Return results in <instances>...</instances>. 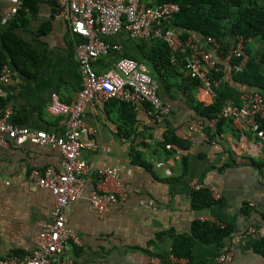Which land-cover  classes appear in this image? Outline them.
I'll use <instances>...</instances> for the list:
<instances>
[{
    "label": "crops",
    "instance_id": "obj_1",
    "mask_svg": "<svg viewBox=\"0 0 264 264\" xmlns=\"http://www.w3.org/2000/svg\"><path fill=\"white\" fill-rule=\"evenodd\" d=\"M25 1L22 6L24 0H0V55L10 69L7 81L0 80V111L9 107L10 122L16 126L62 135L64 117L50 114L47 107L51 92L69 102L81 87L78 44L82 39L70 32L67 20L55 16L57 0ZM17 2L21 4L10 16L8 11ZM16 15L14 33L28 47L23 60L29 68L24 71L16 68L4 48V32ZM190 37L212 52L230 80L235 37L223 39L229 41L226 55L199 33ZM106 38L121 48L102 55L93 63L94 70L110 68L120 56L145 63L171 112L157 122L145 103L97 99L86 106L84 120L93 132L83 139L81 157L95 167H119L116 179L103 186L111 185L117 200L97 215L88 200L97 177L89 174L82 196L65 208L67 226L82 243L66 246L55 260L61 264H264V254L254 248L255 242L264 246V140L228 118L212 138L200 123L201 127L190 129L195 121L191 95L203 105L212 103L213 95L191 82L182 64L153 71L146 57L153 39H133L125 31ZM246 46L254 54L264 49L258 39L248 40ZM233 85L242 93L249 91ZM167 123L187 149L172 151L162 145ZM205 126L215 129L212 120ZM61 161L58 150L30 141H8L0 148V258H20L35 248L50 221L54 197L35 185L29 174L34 168H59ZM200 188L213 201L196 207L192 193ZM197 222H212L231 231L220 243L209 241L202 230L194 233ZM182 236L192 239L191 257L173 256L172 262L173 243ZM220 254L231 258L218 261Z\"/></svg>",
    "mask_w": 264,
    "mask_h": 264
},
{
    "label": "built area",
    "instance_id": "obj_2",
    "mask_svg": "<svg viewBox=\"0 0 264 264\" xmlns=\"http://www.w3.org/2000/svg\"><path fill=\"white\" fill-rule=\"evenodd\" d=\"M20 4L17 2L11 7L8 14L14 15ZM178 11L179 5L172 1L154 4L147 0L56 1L55 16L67 20L70 32L82 39L78 44V68L82 83L69 102L62 101L55 91L50 93L47 109L52 115L64 117L65 131L62 135L16 126L10 122L9 107L0 111V148L8 141L15 144L30 141L56 149L62 155L59 168H34L29 174L35 185L50 190L54 197L50 221L40 233L35 248L20 258H0V264H61L55 258L66 246L81 245V239L67 226L65 208L82 196L89 174L97 177V185L88 197L97 215L102 216L117 200L115 192L110 189L112 186H103L116 179L119 167H95L81 157L83 139L93 132L84 120L87 105L93 106L97 99L133 105L145 103L148 106L147 113L157 122H163L171 112L170 106L161 100L158 81L150 74L145 63L120 56L110 68L100 73L94 70L93 63L102 55L121 48L106 37L125 31L133 39H162L171 51L170 62L174 63L176 55H180L188 75L197 80L208 95L214 96V89L228 81V75L222 73L219 60L211 51L190 36L183 38L179 30L170 26L172 16ZM248 40L250 38L235 36L230 54L238 59L234 65L236 71L242 70L248 59L245 50ZM206 41L216 51L220 50V43L214 38L206 37ZM9 75L10 69L4 65L0 80L7 81ZM219 118L237 120L264 140V130L260 128V120L264 118V93L245 91L240 95L238 104L226 99L217 116L212 119L213 123ZM197 127L201 126L192 121L190 129ZM204 138L207 139V135ZM166 146L170 148L169 144ZM171 258L174 262L175 257L172 255ZM230 258L229 254H220L217 260L225 262Z\"/></svg>",
    "mask_w": 264,
    "mask_h": 264
},
{
    "label": "trees",
    "instance_id": "obj_3",
    "mask_svg": "<svg viewBox=\"0 0 264 264\" xmlns=\"http://www.w3.org/2000/svg\"><path fill=\"white\" fill-rule=\"evenodd\" d=\"M167 1H172L179 5V11L172 16L170 26L177 27L183 38L189 37L193 32L199 33L204 37L214 38L220 43L222 55H226V49H229V41H227V44L224 41L222 42L226 37L232 39L240 35L245 39H258L264 43V0H155V3ZM26 4L27 2L24 0L22 6ZM21 8L18 10V15H21ZM18 15L10 20L9 28L4 32L3 41L4 48L16 68L24 71V68H29V66H25L26 64L23 60V57L27 55L28 47L14 33ZM245 50L248 54V59L244 68L240 71L234 69L238 59L231 55V78L214 89L215 94L212 103L203 105L191 95V107L195 112L193 119L206 127L210 138L222 131L225 119L219 118L216 121L214 131L205 126V121L212 120L217 116L226 99L239 103V95L243 90L236 88L233 85L234 83L246 86L249 91L264 93V49L255 54L247 46ZM149 51L150 53L146 57L153 71H159L161 68H174L177 64L183 65L181 56L178 54L175 62H170L171 51L162 39H153ZM5 63L6 59L1 54L0 71ZM35 64L37 65V59ZM151 75L154 77L155 74L152 72ZM214 76H217V74H214ZM188 77L194 84L199 83L189 75ZM260 128L264 130V118L260 120ZM174 130L171 125L166 124L162 145L165 147L169 144L172 151H175L176 148L187 149V143L176 137ZM192 201L194 206L200 207L208 205L213 200L205 188H200L192 193ZM197 229L202 230L204 239L218 243L227 237L231 231L229 227H220L212 222H197L194 233L197 232ZM191 245L192 239L190 237H179L173 243L171 252L175 257L189 258L191 257ZM263 247L260 242H255L254 248L256 251L264 254Z\"/></svg>",
    "mask_w": 264,
    "mask_h": 264
}]
</instances>
